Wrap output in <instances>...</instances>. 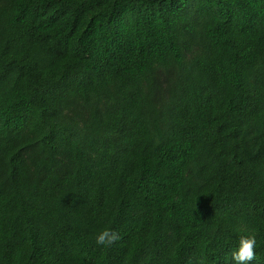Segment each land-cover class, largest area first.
Segmentation results:
<instances>
[{"label": "trees", "instance_id": "1", "mask_svg": "<svg viewBox=\"0 0 264 264\" xmlns=\"http://www.w3.org/2000/svg\"><path fill=\"white\" fill-rule=\"evenodd\" d=\"M250 235L264 264V0H0V264H235Z\"/></svg>", "mask_w": 264, "mask_h": 264}, {"label": "clouds", "instance_id": "2", "mask_svg": "<svg viewBox=\"0 0 264 264\" xmlns=\"http://www.w3.org/2000/svg\"><path fill=\"white\" fill-rule=\"evenodd\" d=\"M120 239L119 234L112 229H104L96 237L98 245L111 246ZM256 237L254 235L241 236L239 239L238 249L233 251L232 259L235 264H248L255 260Z\"/></svg>", "mask_w": 264, "mask_h": 264}]
</instances>
